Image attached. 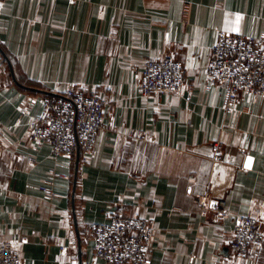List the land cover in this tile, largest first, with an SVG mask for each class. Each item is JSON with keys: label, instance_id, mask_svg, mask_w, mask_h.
Wrapping results in <instances>:
<instances>
[{"label": "crops", "instance_id": "0c3cea01", "mask_svg": "<svg viewBox=\"0 0 264 264\" xmlns=\"http://www.w3.org/2000/svg\"><path fill=\"white\" fill-rule=\"evenodd\" d=\"M219 31L264 35V0H0V242L23 264H105L91 226L117 214L156 222L152 264H264V246L244 261L229 247L238 217L264 229V98L227 110L209 84ZM148 57L183 65L182 94L143 97ZM71 87L108 100L87 158H56L30 131L43 97ZM199 195L225 199L228 216L201 215Z\"/></svg>", "mask_w": 264, "mask_h": 264}, {"label": "built area", "instance_id": "2783aa9c", "mask_svg": "<svg viewBox=\"0 0 264 264\" xmlns=\"http://www.w3.org/2000/svg\"><path fill=\"white\" fill-rule=\"evenodd\" d=\"M184 7L183 18L190 15ZM211 86L225 92V106L233 110L239 96L246 93L264 98V35L245 36L219 31L211 49L207 67ZM187 87V77L181 63L171 57H148L140 72V92L143 97L180 95ZM45 113L30 123L33 141L49 145L52 154L73 157L78 150L85 158L95 154L98 135L105 128L108 100L97 90L71 87L62 94L43 97ZM26 113V111H23ZM144 140L142 134L130 135ZM213 160L224 161L220 142L213 144ZM47 197L56 194L52 187L43 186ZM194 203L201 215L214 213L228 216L225 199L196 196ZM182 211V209H176ZM158 226L152 219L117 214L107 223L93 224L91 234L95 257L105 264H152ZM264 246V229L257 217H238L235 222L230 251L235 260L244 261ZM0 264H23L16 246L0 242ZM216 264H224L218 261Z\"/></svg>", "mask_w": 264, "mask_h": 264}, {"label": "snow or ice", "instance_id": "6c2138e0", "mask_svg": "<svg viewBox=\"0 0 264 264\" xmlns=\"http://www.w3.org/2000/svg\"><path fill=\"white\" fill-rule=\"evenodd\" d=\"M239 19V18H238ZM251 164V159H249V165Z\"/></svg>", "mask_w": 264, "mask_h": 264}, {"label": "water", "instance_id": "95a60500", "mask_svg": "<svg viewBox=\"0 0 264 264\" xmlns=\"http://www.w3.org/2000/svg\"><path fill=\"white\" fill-rule=\"evenodd\" d=\"M77 154H80V150H78Z\"/></svg>", "mask_w": 264, "mask_h": 264}, {"label": "trees", "instance_id": "16d2710c", "mask_svg": "<svg viewBox=\"0 0 264 264\" xmlns=\"http://www.w3.org/2000/svg\"><path fill=\"white\" fill-rule=\"evenodd\" d=\"M49 95V94H48Z\"/></svg>", "mask_w": 264, "mask_h": 264}]
</instances>
